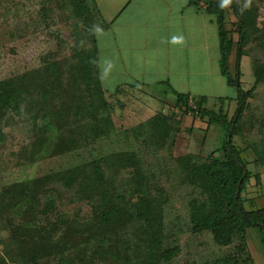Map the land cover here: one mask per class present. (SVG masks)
Listing matches in <instances>:
<instances>
[{
  "label": "rangeland",
  "instance_id": "374dc122",
  "mask_svg": "<svg viewBox=\"0 0 264 264\" xmlns=\"http://www.w3.org/2000/svg\"><path fill=\"white\" fill-rule=\"evenodd\" d=\"M87 1L98 20L92 0ZM236 1L245 21L243 87L251 89L258 77L262 79L247 100L234 136L253 174L243 191L245 207L256 210L264 208V0H251L247 7L249 0ZM233 8L231 0L226 6L227 25L236 47L240 23ZM77 12L73 0H0V81L32 89L50 68L55 85L49 97L41 98L31 90L21 113L15 107L0 110V264H143L138 224L128 221L127 226L114 230L101 222L111 207L133 205L141 199L163 210V250L177 248L158 264H264V235L258 226L248 228L244 236L233 234L227 245L218 244L211 230L195 227L213 206L203 187L201 167L212 154L222 156L224 129L178 106L163 86L136 85L103 96L92 91L83 81L77 57L84 29ZM231 56L234 73L236 54ZM106 71L102 61L104 76ZM105 84L113 90L106 77ZM220 84L216 90L221 96L238 95L226 77ZM91 104L97 117L111 114L113 132L85 142L82 138L75 149L54 154L58 140L47 132L42 116L61 107L83 106L88 112H81L82 122L93 121L89 118ZM236 108L233 101L225 110L232 115ZM214 110L218 112L219 105ZM122 152L134 153V167H123L117 161L114 154ZM93 162L103 166L109 187L80 191L57 181L50 185V176L75 168L83 171ZM18 184L29 194L40 190V199L29 195L19 202L22 194L14 188ZM52 186L62 193L55 209L49 205L55 194ZM62 220L61 232L72 229L61 237L60 250L52 255L37 253L41 240L34 230L43 229L46 234ZM24 225L34 230L28 232ZM74 229L79 230L77 239Z\"/></svg>",
  "mask_w": 264,
  "mask_h": 264
},
{
  "label": "trees",
  "instance_id": "16d2710c",
  "mask_svg": "<svg viewBox=\"0 0 264 264\" xmlns=\"http://www.w3.org/2000/svg\"><path fill=\"white\" fill-rule=\"evenodd\" d=\"M73 1L78 10V17L82 19L84 24V29L77 44V57L79 59L83 81L92 91H97L100 96H103L106 91L100 79L98 48L95 36L98 20L95 19L93 9L87 0ZM201 3L206 4L207 11L215 14L217 17L220 35L221 72L227 78L228 84L236 87L238 90V95L235 99L227 98L226 100H236L237 108L230 115L225 110V107L221 105L217 112L207 107L208 98L206 96L197 99L183 93H176V102L178 106L184 108L187 112L200 118H208L210 125L219 124L224 129L225 139L220 149L222 156L215 157L212 154L209 161L201 167L203 187L212 198L213 206L210 212L196 222L195 227L211 230L218 244L227 245L232 241L233 234L240 233L244 236L247 229L252 226H258L264 235V208L247 210L245 207L243 191L246 189L253 174L248 168V163L242 157L241 151L234 143V136L237 133L240 120L247 106V100L251 97L257 85L262 82V79L258 77L255 85L249 90H244L240 81L242 75L241 60L245 54L243 50L245 21L237 1L233 0L234 14L240 23L239 40L236 47L230 37L227 25L226 6L221 7L222 0H190V4L195 6H199ZM233 52L236 54L234 73L230 71L229 64V58ZM46 71L49 73L46 76L41 75L32 89L23 85L12 86L8 81H0V110L3 111L10 107H15L19 113L23 112L22 104L25 103L31 90L41 98L52 95V91L55 88L54 82L51 81L49 76L52 70L48 68ZM56 82L59 83V80H56ZM224 100L223 98L221 99V101ZM85 105L84 108L88 110V106ZM105 106L108 107L106 103ZM85 109H83V106H75L74 108L61 107L58 110L47 112L43 116L41 115L42 118L47 120V132L57 137L58 143L53 149L54 154L58 155L75 149L78 147V142L82 138L85 142L88 139L108 136L113 132L114 124L110 113H106L102 117H97L95 107L91 104L89 106L91 112L89 118L93 119V121L82 122V118L80 117ZM66 126H69V128L66 129ZM81 127L85 129H83V132H74ZM42 129V127L38 128V130ZM114 157L123 167H134L136 164L134 153H116ZM256 162L262 163L263 161L257 159ZM88 167H90L89 170ZM49 179H51V183L49 182L50 185L55 184V181H57L58 183H63L64 187L70 189L80 188V191H82L81 188H90L95 191L101 186L109 187L108 177L100 162H93L89 166H85V170L83 171L75 168L50 176ZM35 182L38 183L39 181ZM23 187L22 184L14 187L22 194L19 202H25V199L29 195L31 198L35 196L40 199V190L36 191L37 193L35 194L33 193L34 191L29 194V191H25ZM105 191H107L106 193H110L109 189ZM51 192L55 194H52V197L49 199V205L55 209L57 198L61 197L62 193L55 186H52ZM7 193L12 194L10 190H7ZM162 214L163 210L158 204L141 199L133 205L123 203L111 207L102 214L101 222L108 228L114 230L127 226L126 223L128 221L138 224L141 235L143 236L141 240L143 245L142 263L158 264L162 259L172 256L177 251V248L163 250V242L161 239ZM62 222L65 223V220L61 222L56 221V224L54 223L46 234H44L43 229H35V231L31 225L23 226L28 232L33 230L35 233L39 232L40 237L38 238L41 240V244L36 245L37 253L52 255L60 250L63 242L61 237L72 229L68 227L66 231H63L64 233L61 232ZM73 231L75 232L74 237L77 239L79 237V230L74 229Z\"/></svg>",
  "mask_w": 264,
  "mask_h": 264
},
{
  "label": "crops",
  "instance_id": "0c3cea01",
  "mask_svg": "<svg viewBox=\"0 0 264 264\" xmlns=\"http://www.w3.org/2000/svg\"><path fill=\"white\" fill-rule=\"evenodd\" d=\"M92 2L99 18L95 36L100 79L108 94L136 85L163 86L175 102L176 93L197 99L206 96L207 107L212 110L216 105L227 108V104L237 102L226 100L230 97L216 90L225 76L220 66L217 17L207 11L206 4L195 6L190 0ZM233 56L229 58L231 72ZM102 61L107 69L105 76ZM105 77L113 90L106 88Z\"/></svg>",
  "mask_w": 264,
  "mask_h": 264
},
{
  "label": "clouds",
  "instance_id": "9594fccd",
  "mask_svg": "<svg viewBox=\"0 0 264 264\" xmlns=\"http://www.w3.org/2000/svg\"><path fill=\"white\" fill-rule=\"evenodd\" d=\"M230 2H231V0H222L221 7L227 6ZM250 2H251V0H249V4L246 5V7L250 5Z\"/></svg>",
  "mask_w": 264,
  "mask_h": 264
}]
</instances>
